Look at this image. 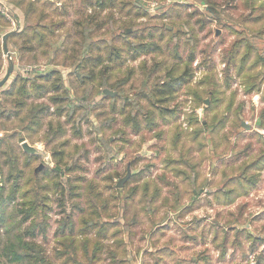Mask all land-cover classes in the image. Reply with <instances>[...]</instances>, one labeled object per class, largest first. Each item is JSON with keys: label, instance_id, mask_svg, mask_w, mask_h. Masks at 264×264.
<instances>
[{"label": "trees", "instance_id": "obj_1", "mask_svg": "<svg viewBox=\"0 0 264 264\" xmlns=\"http://www.w3.org/2000/svg\"><path fill=\"white\" fill-rule=\"evenodd\" d=\"M60 1L61 10L54 8L49 0H5V5L13 6L18 23V29L10 32V21L0 11V73L6 61L14 63L10 52L15 53L17 62L23 66H37L45 60V65L51 67L31 72L20 69L0 94V132L3 133L0 135V264H52L37 237L47 238L49 213L54 205L60 216L59 228L55 230L56 243L64 248L61 252L60 247L58 255L66 257L64 264H83L78 262V257L74 258L79 247L82 259L88 262L93 258L90 260L93 264L94 256L106 249L101 241L113 238L115 242L107 252L111 257L115 255L125 228L147 224L155 232H162L166 225L158 217L163 211L167 214L181 209L184 216L202 204H234L238 197L246 196L256 186L255 174L264 168L261 136H257L262 146L259 154L251 155L248 147L236 157H247L238 168L232 167L233 159L221 160L231 145L225 134L227 123L231 119L233 130L243 128L238 111H232L234 96L228 102L223 96L230 89L233 77L241 80L246 94L262 90L264 102L261 76L264 57L252 44L254 38L264 40V0H246L248 13L240 21L243 27L235 29L226 25L228 33L236 38L222 49V84L216 80L211 52H204L205 57L198 66L205 71L204 80L190 93L196 107L209 99L203 118H188L191 132L173 123L166 136V145L162 147L163 168L178 180L170 197L162 195L157 183L145 180L123 190L124 203L116 207L123 210V220L118 212L107 214L109 199L115 201L117 193L109 199H100L102 194L96 191L97 185L80 174L84 172L79 160L85 146L73 143L83 138L82 120L86 116L80 115L93 113L104 140L112 136L114 141L126 144L129 142L125 139V128L138 134L144 129H158L161 124L169 125L173 119L175 122V110L167 111L166 107L177 97L178 85L189 84L193 78L197 49V32L193 27L197 25L203 31L212 24L220 25L221 21L213 9L215 0H192L206 3L204 12L194 7L189 9L188 3L181 2L169 3L164 8L168 0H158L164 3L163 11L152 18L147 7L137 5L135 0H78L80 3L76 6V0ZM187 9L190 12H183ZM17 11L22 18L17 16ZM70 13L72 20L68 21ZM146 18L158 24L169 21L173 30L158 24L137 23ZM189 27L194 37L185 39ZM6 34H9L7 47L13 50L4 56L1 42ZM141 57L149 58L136 67L130 66L129 62ZM62 69L70 70L66 79ZM104 91L116 96H108ZM99 96L100 112H96L92 104ZM263 126L264 111L260 114L259 128ZM162 135L161 131L156 134L158 138ZM25 140L30 145L41 141L50 153L52 165L44 164L36 169L39 158L25 154L20 147ZM211 158H218L213 174L220 178L209 184L201 166ZM141 176H133L132 183L139 182ZM206 183L210 187L221 185L209 192L214 202L199 198ZM76 212H79L77 224ZM217 225L218 222L207 226L213 234V243L224 231ZM229 229L236 231L239 239L250 241L251 251L264 242L247 229ZM227 241L228 233H224L218 245L223 254ZM69 250L74 255L68 256ZM146 255L155 260L152 252ZM157 255L162 260L168 256L167 249L159 250ZM123 257L115 258L114 263L124 264ZM257 261L260 264L263 256Z\"/></svg>", "mask_w": 264, "mask_h": 264}, {"label": "rangeland", "instance_id": "obj_2", "mask_svg": "<svg viewBox=\"0 0 264 264\" xmlns=\"http://www.w3.org/2000/svg\"><path fill=\"white\" fill-rule=\"evenodd\" d=\"M143 1L146 3V11L149 17L152 18L162 13V6L164 3L160 4L158 0ZM182 1L183 0H168L165 2L164 8L169 7L170 5H167L169 3L181 2L179 4L186 5L188 3L189 9L194 7L204 12L207 6L206 3L202 1L193 2L192 0H186L185 3ZM49 3L53 4L54 8L61 10L62 2L60 0H49ZM79 3L80 2L76 0L74 6L79 5ZM228 3L230 4L228 5ZM1 4L7 8L9 11V18L14 21L18 29V23L14 17L15 11L12 9L13 6L10 7L5 5V0H0V8ZM136 4L140 5L137 2ZM215 4L216 6L213 9L219 16L221 21L220 25L214 22L215 24H212L210 27L208 26L206 29H203V31H199V27L197 25L193 27L192 24V27L195 28L197 32L196 59L192 65L194 69L193 78L189 84L183 83L182 85H178L180 91L177 97L166 107L167 111L175 110V116L177 118L175 122V119H173L172 122H169V125L161 124L158 129L151 131L144 129L138 134H133L129 128H125L127 133L125 139L129 142L126 144L114 141L112 136L104 140L103 134L99 132L100 123L96 120L93 113H82L80 115L86 116L82 120L83 138L73 141L74 144H84L85 146V152L82 153L79 160V164L84 168V172L80 174L86 177L87 181L92 180L94 184L97 185L96 191L102 194L100 199H109L110 196L117 193V195L115 194L117 197L115 201L109 199L107 214H115L118 212L121 220H123V210L116 207L124 203L123 190L133 188L136 183H143L145 180L157 183L163 191L162 195L166 197H170L173 184L178 183V180L173 174L163 168L162 159L164 158L165 152L162 150V147L166 145V136L173 126V123L176 125L178 124L182 130L191 132L193 129L189 124L188 118L190 116H196L199 120L203 118L204 109L209 105V99H205L202 106L196 107L194 98L190 93V90L197 88L196 86L204 80L205 71L203 67L198 66L205 57L204 52H211L210 58L213 64H216V80L222 84L224 80V65L221 61L222 49L228 47L236 38V36L228 33L229 30L226 25L234 27L235 29H241L243 25L240 21L243 16L248 13L245 10L246 0H237L234 3L229 2V0H215ZM189 9L183 12H190ZM183 12L182 15H184ZM69 15L67 20L71 21L72 13ZM17 16L22 18L21 12L17 11ZM182 17H185V15ZM7 20L9 19L7 18ZM193 22L192 20L191 23ZM137 23L150 26L158 24V22L150 18L138 20ZM158 26L171 29L169 21H162ZM192 27L188 29V32H190L189 34L188 32L185 33V39H192L194 37V35L191 34L192 31L190 28ZM184 29L185 28H183V30ZM208 30L211 31L207 34ZM10 31H12L11 21L9 26V32ZM254 39H252V44L257 46L259 53L264 57V40L260 39L262 40L260 41ZM7 49L13 50L11 46H9V48L7 47ZM10 54L14 63L6 61V63L3 64L0 80L5 75L9 65L13 66V72L10 76L12 78L15 72L20 69L24 72L29 70L31 72L51 69V67L45 65V60H41L42 62L37 66H23L17 62L14 52H10ZM148 58L149 57H141L135 62H129V64L130 66L136 67L141 61L148 60ZM69 71L68 69H62L64 79H66ZM261 76L264 78V68L262 69ZM241 84V80L234 76L230 89L226 90L223 95L227 102L232 101V97L234 96L232 111H238L237 116L241 124L244 123L248 126V129H244L243 127L240 130L237 129V131L232 129L231 119L229 123H227L225 134H227L228 138L231 140V145L221 160L222 162H227L233 159V168H238L237 165H239L241 161L247 160L245 156L239 159H236V157L239 154H244L248 147V152H250L251 155L259 154V150L262 146L258 142L257 136L264 138V126L262 129L259 128L260 114L264 111V102L261 97V92L263 91L246 94ZM3 88L4 87L0 88V94ZM113 94V97L116 96L115 93ZM100 99L101 96L92 104L93 108H97L96 112H100L98 107ZM51 111H53L52 108ZM221 114L223 116V110L220 115ZM85 121L87 123H84ZM160 131L163 133L162 138L156 136ZM2 134L3 133L0 132V135ZM233 135L235 136L232 137ZM106 140L109 141V144L106 143ZM33 145L38 147L43 146L41 141H36ZM78 158L79 156L76 159ZM218 163V158H211L210 161L204 162L201 166L203 176H205L209 184L216 181L219 177L213 174ZM41 164H43L42 159H37L36 169L39 168ZM140 174H142L141 180L132 183L133 176L136 177ZM255 176L257 179L256 186L251 189L246 196L238 197L232 205L218 206L216 204H202L195 209H191V211L185 213L184 216L180 213L181 209L175 212L170 211L167 214L163 211L165 215L161 214L158 217L163 219L162 225H166L162 232H155V229H150L147 224L125 228V231H122L121 235V246L119 249L115 247V255H113V257H111L112 255H108L107 251L109 246H113L115 240L110 238L107 241H101L106 249L102 252H98L94 256L93 264H115V258L123 256L124 257L120 259L124 261V264H250V257H253L254 262L258 264V257L263 256V261L260 264H264V242L258 245L255 250L251 251V242L241 238L239 239L236 235V231L229 229L230 227H236L240 230L247 229L254 237H262L264 240V168L255 174ZM220 186L221 185L210 187V185L206 183L200 191L199 198H208V200H213L214 202L209 192L220 188ZM79 200L80 199L76 202H79ZM58 211L59 209L54 205L53 210L49 213L50 227L48 229L47 238L43 240L42 237H37L39 244L44 247L46 259L52 264H64L66 260L65 256L61 257L58 255L59 253H57L60 251L61 247V245L56 243L55 238V230H58V222L60 220V216L57 215ZM78 216L79 212H76L74 216L75 223ZM102 220L105 221V218ZM217 222L219 223L217 226L224 231L219 235V239L216 243H213V234L211 231L208 232L207 226ZM153 232H155V235L151 236ZM224 233H228V241L226 243V250L223 254L218 245ZM162 249H167L168 256L159 260L157 253ZM62 251H64L63 247H61V252ZM148 252L153 253L155 260L146 255ZM72 255H74L72 250H69L68 256ZM221 255H223V257ZM76 257H78V262L83 264H90V260L93 259H89L88 262L84 261V259H82V251L79 247L75 251L74 258Z\"/></svg>", "mask_w": 264, "mask_h": 264}, {"label": "water", "instance_id": "obj_3", "mask_svg": "<svg viewBox=\"0 0 264 264\" xmlns=\"http://www.w3.org/2000/svg\"><path fill=\"white\" fill-rule=\"evenodd\" d=\"M185 1L186 0H183L182 2H185ZM136 2L139 4H143L144 6L146 5V3L143 0H136ZM8 36L9 34H6L2 37V49H3L4 55L8 54V49H7ZM12 72H13V66L9 65L8 69L6 70L5 75L0 80V88H2L8 82ZM104 93L108 96L114 95L113 93L109 91H104ZM242 125L245 129H248V126H246L244 123ZM20 147L25 154L42 159L43 164L39 165V168H37L38 170L41 169L44 164L49 165V166L52 165L50 153L46 151L44 146L38 147L36 145H30L27 141H23L21 142Z\"/></svg>", "mask_w": 264, "mask_h": 264}, {"label": "built area", "instance_id": "obj_4", "mask_svg": "<svg viewBox=\"0 0 264 264\" xmlns=\"http://www.w3.org/2000/svg\"><path fill=\"white\" fill-rule=\"evenodd\" d=\"M0 11H1V13H2L4 16H6V17L11 21V24H12V31H13V30H16V29H17V28H16V25H15L14 21H12V20L9 18V11L4 7L3 4H1ZM30 69H31V68H30ZM27 72H30V70L27 71ZM263 249H264V248H263ZM249 259H250V262H251L250 264H256V263L254 262V260H253V257H250Z\"/></svg>", "mask_w": 264, "mask_h": 264}, {"label": "crops", "instance_id": "obj_5", "mask_svg": "<svg viewBox=\"0 0 264 264\" xmlns=\"http://www.w3.org/2000/svg\"><path fill=\"white\" fill-rule=\"evenodd\" d=\"M11 79H12V77H10L9 80H8V82L3 86V87H4L3 90H6V89L8 88ZM6 85H7V86H6ZM3 90H2V91H3Z\"/></svg>", "mask_w": 264, "mask_h": 264}, {"label": "flooded vegetation", "instance_id": "obj_6", "mask_svg": "<svg viewBox=\"0 0 264 264\" xmlns=\"http://www.w3.org/2000/svg\"><path fill=\"white\" fill-rule=\"evenodd\" d=\"M146 6V5H145Z\"/></svg>", "mask_w": 264, "mask_h": 264}]
</instances>
